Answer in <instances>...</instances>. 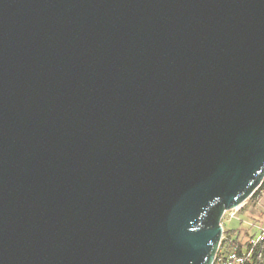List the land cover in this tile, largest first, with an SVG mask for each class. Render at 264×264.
I'll use <instances>...</instances> for the list:
<instances>
[{"label": "water", "instance_id": "water-1", "mask_svg": "<svg viewBox=\"0 0 264 264\" xmlns=\"http://www.w3.org/2000/svg\"><path fill=\"white\" fill-rule=\"evenodd\" d=\"M264 178V0H0V264H211Z\"/></svg>", "mask_w": 264, "mask_h": 264}, {"label": "built area", "instance_id": "built-area-1", "mask_svg": "<svg viewBox=\"0 0 264 264\" xmlns=\"http://www.w3.org/2000/svg\"><path fill=\"white\" fill-rule=\"evenodd\" d=\"M262 193L263 192L260 194ZM260 194L256 197L251 195V197L247 199L256 202L254 209L262 208L260 203L261 197H259ZM245 202L223 213L220 223L222 234L211 264H264V224L261 225L256 221L241 219L240 221L247 224V231H251H249V234L246 232L241 234L240 232H235V230H227L224 228L225 220L229 221L232 218H237L239 210L243 207Z\"/></svg>", "mask_w": 264, "mask_h": 264}, {"label": "rangeland", "instance_id": "rangeland-1", "mask_svg": "<svg viewBox=\"0 0 264 264\" xmlns=\"http://www.w3.org/2000/svg\"><path fill=\"white\" fill-rule=\"evenodd\" d=\"M264 193V192H263ZM262 193V194H263ZM262 194H260L259 197L262 196ZM256 202L249 199L245 202V204L243 205V207L239 210V214L237 218H232L229 221L224 222V228L227 230H235V232H240L241 234L246 232L247 234H249V231H247L248 226L245 222L240 221L242 220H250V221H255L251 216L250 212L254 211V210H259V209H254ZM259 225V224H258ZM251 232V231H250Z\"/></svg>", "mask_w": 264, "mask_h": 264}, {"label": "crops", "instance_id": "crops-1", "mask_svg": "<svg viewBox=\"0 0 264 264\" xmlns=\"http://www.w3.org/2000/svg\"><path fill=\"white\" fill-rule=\"evenodd\" d=\"M260 203L262 205V208L259 210H254L251 211L250 214L252 215L251 217L258 222L259 224L263 225L264 224V193L261 196Z\"/></svg>", "mask_w": 264, "mask_h": 264}, {"label": "trees", "instance_id": "trees-1", "mask_svg": "<svg viewBox=\"0 0 264 264\" xmlns=\"http://www.w3.org/2000/svg\"><path fill=\"white\" fill-rule=\"evenodd\" d=\"M261 192H264V181L261 183L259 186L258 190L252 195L253 197H256L259 195Z\"/></svg>", "mask_w": 264, "mask_h": 264}, {"label": "bare ground", "instance_id": "bare-ground-1", "mask_svg": "<svg viewBox=\"0 0 264 264\" xmlns=\"http://www.w3.org/2000/svg\"><path fill=\"white\" fill-rule=\"evenodd\" d=\"M240 213V212H239Z\"/></svg>", "mask_w": 264, "mask_h": 264}]
</instances>
